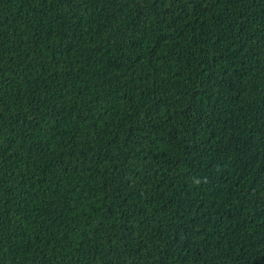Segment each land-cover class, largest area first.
Listing matches in <instances>:
<instances>
[{
  "label": "trees",
  "instance_id": "1",
  "mask_svg": "<svg viewBox=\"0 0 264 264\" xmlns=\"http://www.w3.org/2000/svg\"><path fill=\"white\" fill-rule=\"evenodd\" d=\"M0 264H264V0H0Z\"/></svg>",
  "mask_w": 264,
  "mask_h": 264
}]
</instances>
